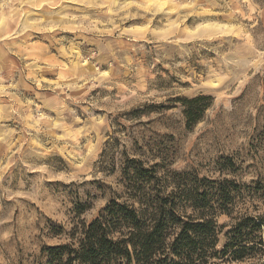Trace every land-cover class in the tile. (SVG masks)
<instances>
[{
    "label": "rangeland",
    "instance_id": "obj_1",
    "mask_svg": "<svg viewBox=\"0 0 264 264\" xmlns=\"http://www.w3.org/2000/svg\"><path fill=\"white\" fill-rule=\"evenodd\" d=\"M138 162L228 181L220 245L264 216V0H0V264L131 203Z\"/></svg>",
    "mask_w": 264,
    "mask_h": 264
},
{
    "label": "trees",
    "instance_id": "obj_2",
    "mask_svg": "<svg viewBox=\"0 0 264 264\" xmlns=\"http://www.w3.org/2000/svg\"><path fill=\"white\" fill-rule=\"evenodd\" d=\"M185 114L198 119L189 118V107ZM138 164L128 187L131 203L111 200L91 222L74 226L68 243L47 249V264H264V216L243 215L220 245L217 217L231 214L228 181H209L212 189L177 175L165 192L150 185L155 169Z\"/></svg>",
    "mask_w": 264,
    "mask_h": 264
}]
</instances>
